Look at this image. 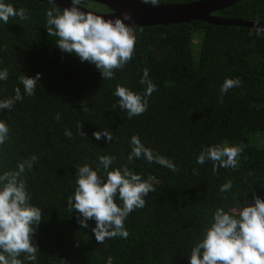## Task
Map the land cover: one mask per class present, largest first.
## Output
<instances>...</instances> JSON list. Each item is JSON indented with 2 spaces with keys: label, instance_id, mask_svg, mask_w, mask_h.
I'll use <instances>...</instances> for the list:
<instances>
[{
  "label": "trees",
  "instance_id": "obj_1",
  "mask_svg": "<svg viewBox=\"0 0 264 264\" xmlns=\"http://www.w3.org/2000/svg\"><path fill=\"white\" fill-rule=\"evenodd\" d=\"M189 1L194 0L159 3ZM5 2L26 9L29 19L0 21V71L8 70V79L0 81V100L13 97L16 87L24 93L21 75L41 74L34 96L25 94L10 110H0V120L9 127V139L0 146V175L38 158L21 176L30 203L42 210L33 237L37 259L22 254L23 264H107L109 256L113 264H189L192 248L218 208L231 213L254 203L255 196L264 199V36L254 28L203 20L138 27L131 61L113 79L103 80L95 65L55 45L58 37L49 36L45 27L52 5ZM103 6L102 11H110ZM214 14L264 20V0H239ZM145 69L156 90L148 97L146 112L129 118L115 89L121 85L143 95ZM226 78H239L242 85L230 89L221 102ZM103 129L113 133L111 142L94 137ZM65 130L72 132L71 138ZM133 135L173 161L177 171L143 158L129 163ZM214 145H243L238 170L218 168L213 174L211 161L196 163L201 151ZM102 155L116 158L110 170L127 166L155 191L144 197L145 207L125 220L127 238L99 244L92 232L95 221L82 228L77 213L68 211L67 198L77 186L76 168L87 163L97 170ZM98 174L104 175L102 167ZM229 180L232 189L222 194L220 188ZM117 203L122 202L117 198Z\"/></svg>",
  "mask_w": 264,
  "mask_h": 264
},
{
  "label": "clouds",
  "instance_id": "obj_2",
  "mask_svg": "<svg viewBox=\"0 0 264 264\" xmlns=\"http://www.w3.org/2000/svg\"><path fill=\"white\" fill-rule=\"evenodd\" d=\"M52 5L46 12V29L49 36L58 37L55 45L64 53L74 54L81 62H88L100 71L103 80L114 78L115 71L122 69L133 57L136 44L134 27L125 21L135 24L132 13L125 11L122 17L105 19L90 11H83L81 5L85 0H71V7H59L55 0H48ZM145 4L157 6L159 0H142ZM29 19L26 9L17 10L12 4L0 0V21L8 24L10 18ZM261 18L257 17L254 28L257 36H264V27L259 26ZM142 31V29H141ZM41 74L35 77L21 75L20 87L14 89L15 95L0 100V110H10L24 95L34 96ZM8 79V70L0 71V81ZM140 84L145 86L143 95L124 86L117 85L115 96L121 110L127 112L129 118L142 115L148 107V97L156 90V85L149 78L148 69L144 70ZM239 78H226L220 87L221 102L230 89L240 87ZM116 105H113L115 108ZM60 119V115H56ZM83 125L77 124L80 135L86 133ZM9 127L0 120V146L9 139ZM65 135L72 137V132L65 130ZM97 140L104 137L108 142L113 140V133L107 129L93 133ZM129 163L143 158L149 163L155 162L172 171L176 165L163 155L154 153L146 147L138 135L131 137ZM243 145H214L205 147L197 157V164L207 161L213 163V174L218 168L238 170L239 156ZM116 158L110 155L99 157L97 170L87 163L78 166L76 172V188L73 195L68 196L67 204L70 213H77V222L82 228L89 227V221H95L92 232L99 244L117 237L127 238L125 220L136 209L145 207L146 197L155 191L150 181L142 179L127 166L110 170ZM38 161L36 156L20 162L16 171H6L0 175V264H23L19 257L24 254L28 260L37 259L38 248L33 242L37 228L42 220V210L30 203V194L26 182L21 178L26 169H31ZM102 167L104 175H99ZM194 174H198L193 169ZM229 180L220 188L223 194L231 191ZM117 198L120 204L117 203ZM212 223L204 232V237L192 248L189 264H264V199L254 197V203H248L242 209H233L231 213L218 208L212 217ZM107 264H113L111 256Z\"/></svg>",
  "mask_w": 264,
  "mask_h": 264
},
{
  "label": "water",
  "instance_id": "obj_3",
  "mask_svg": "<svg viewBox=\"0 0 264 264\" xmlns=\"http://www.w3.org/2000/svg\"><path fill=\"white\" fill-rule=\"evenodd\" d=\"M48 2V0H38ZM107 6L110 11L100 12L88 9L81 5L83 11H90L105 19L122 17L123 12L132 13L135 24L125 21L134 29L143 26L168 25L173 23H189L194 20H203L215 25H232L253 28L255 21L240 18H225L215 15V12L226 9L239 0H194L186 3H159L157 6L145 4L142 0H88ZM59 7H71V0H55ZM264 27V20L260 25Z\"/></svg>",
  "mask_w": 264,
  "mask_h": 264
},
{
  "label": "rangeland",
  "instance_id": "obj_4",
  "mask_svg": "<svg viewBox=\"0 0 264 264\" xmlns=\"http://www.w3.org/2000/svg\"><path fill=\"white\" fill-rule=\"evenodd\" d=\"M97 3V2H96ZM96 3H85V6L93 11H100V12H107V11H102L103 8H105L104 6L102 7V5H97Z\"/></svg>",
  "mask_w": 264,
  "mask_h": 264
}]
</instances>
